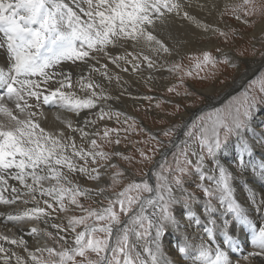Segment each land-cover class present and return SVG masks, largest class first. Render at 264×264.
<instances>
[{
	"label": "snow or ice",
	"instance_id": "obj_1",
	"mask_svg": "<svg viewBox=\"0 0 264 264\" xmlns=\"http://www.w3.org/2000/svg\"><path fill=\"white\" fill-rule=\"evenodd\" d=\"M191 2L0 0V206L31 205L0 212V222H35L27 235L51 241L30 251L23 235L0 234V264L13 258L15 264H264V121L255 122L264 113V71L219 106L192 90L186 81L207 79L200 75L204 69L239 66L218 43L181 54L179 45L186 41L164 35L170 21L181 20L195 24L204 39L228 44L227 31L190 15ZM225 12L249 24L247 17L264 15V5L240 0L226 4ZM185 59L191 66L185 68ZM145 70L166 71L174 77L167 93L206 99L205 107L158 132L115 109L112 102L127 97L149 101L146 111H151L156 97L133 96L118 74L143 79L152 92L155 77L144 76ZM162 102L173 106L166 114L171 117L183 107ZM45 107L74 114L75 125L61 120L64 127L46 129L40 120ZM141 134L147 139L132 142L144 145L136 147L139 159L119 149ZM105 144L116 147L106 152ZM165 147L172 164L169 153H161ZM157 153L161 160L150 175L113 191L129 176L117 158L148 165ZM104 176L110 183H101ZM189 179L202 198L185 188ZM237 180L247 206L236 197ZM86 201L97 206L87 207ZM193 204L201 206L199 214ZM76 211L80 214L63 222L61 213ZM5 244L22 247L27 260ZM245 249L250 250L245 254Z\"/></svg>",
	"mask_w": 264,
	"mask_h": 264
},
{
	"label": "rangeland",
	"instance_id": "obj_2",
	"mask_svg": "<svg viewBox=\"0 0 264 264\" xmlns=\"http://www.w3.org/2000/svg\"><path fill=\"white\" fill-rule=\"evenodd\" d=\"M239 2L240 1H237L233 4H238ZM262 5H264V0H255V6L257 8H260ZM246 19H248L250 21L249 24H247V25L244 23H241L240 21H237L232 16L231 12H226L225 17L223 18V20L226 21V23H228V27L225 30L227 32L229 31L228 45L231 46L233 51L236 53V58H238V60H240V62L242 61L241 63H243L245 70H243L242 73L237 74V72L234 71V67L224 65V64H219L214 69L206 68V69H204L203 72L200 73L201 76H207L208 77L207 79H205V80L196 79V80L186 81V83H188L192 86V90H194L196 93L202 95L205 98H206V96H204L202 94L203 89H206L210 86H218L219 90L215 91L216 96L218 98L215 100H212V102L214 104H216L217 106H219L223 102H226L231 97L237 96L239 93H241L244 90V88L246 86H248L250 80L255 78V76H257L260 73V71H264V31L262 32V34L257 36L258 38L252 36V33L255 32L257 26L262 21H264V15L257 13L256 15L247 17ZM233 30H234V32H233ZM246 33H248V34H246ZM203 41L206 42L207 40L203 39ZM220 42H223V41L221 40ZM246 45H248V46H246ZM239 48H242V49H239ZM247 59L252 60V62L257 60V62L255 64L251 65V64H249L251 62H248ZM185 60L183 62H185ZM184 65H185V68L191 66L189 61ZM250 70L254 71V72L251 73L250 76L246 77V75L248 74V71H250ZM164 72H166V71H163V70L157 71V73H164ZM213 72L215 73L214 76L211 75V73H213ZM244 77H246V78L243 80L244 84L242 85L241 89H239L238 91H235L236 87L234 85L237 82V79L242 80ZM172 79H174V77H171L169 74H167L161 80L160 83L162 84V82L165 83L164 82L165 80L171 81ZM224 86H229V87L227 88V91L224 92V94H222L221 91H222V88ZM232 86L234 89L230 90V88ZM145 89L148 91V88L146 86H145ZM179 91H181V93H183L184 89L181 88V89H179ZM145 94L152 95V96L156 97V99L151 101V105H152L151 111L150 112L146 111V109L149 108L150 102L145 100L143 104H141L140 106L136 107V109H134V114L131 117H135L138 122L143 123V125L145 127L152 130L153 132H158L161 128L166 127V126H168L174 122L175 123H182L181 117H183V114L185 112H187V110L193 109L192 113H195L199 109L205 107V105L207 103L206 99H199L195 96L189 97L187 99H185L183 97V95L181 97H176L174 94L167 93L166 89L163 91L158 90V89L157 90L153 89L152 92L148 91ZM169 99L172 100L173 103L180 102L183 105V107L181 108V112L178 113L175 117H171V116L166 115L167 113L174 111V108L171 104H166V103L162 102L164 100H169ZM158 102L160 103V107L156 108L155 105ZM50 111H52V112L53 111H59V109L51 108ZM154 113L160 114V116H158ZM72 115L74 116V114L68 113V120L72 121V117H73ZM191 115L192 114H190L184 120L189 119V117ZM69 116H71V118H69ZM42 119H43V116L40 117V120H42ZM259 119H264V113H262L260 116H258L256 118L255 122L257 125H259L261 123V121H263V120L259 121ZM61 120H63L62 117L60 118V121ZM109 127L118 128V127H121V125L113 123V125H111ZM121 135H123V133H121ZM97 139H98V143H99L100 142L99 138H97ZM144 139H147V137L144 136L143 134H141L139 136H132L129 138L128 141H123L119 145V148L126 155H132L136 159H139L138 153L136 152V147H144V145L141 144V145H135L134 146L132 142L136 141V140H144ZM161 139H164L167 142V138L161 137ZM115 147H116L115 145L105 144L103 146V150L106 152H111L114 150ZM161 151H162L161 153H163V152L169 153V155L167 156V161L169 164H172L173 163V157L170 154L171 150L165 147V148L161 149ZM161 153H157L154 163L148 164V165L137 164L135 162H133L132 164H129L128 162L120 160L117 158V163L120 164L122 167L127 168L128 171L130 170L131 173L134 175V177L128 176V179L124 180L121 185H117L113 191H119L120 188L123 187L124 184L128 183L132 179H135L137 181L143 179L144 173H148L150 175L151 174L150 170L154 167V165L156 163H158L161 160ZM237 181L239 182V180H237ZM237 181L234 182V187L236 188V197L240 203L245 204L247 206V203L242 198H240L241 197V193H240L241 191L237 189L238 188L237 187V183H238ZM104 182L110 183V180L108 179L107 176H104L101 178V183H104ZM82 183H86V185L90 186V187L95 186V182H91V181H88V182L82 181ZM153 183H154V181H153ZM250 186L253 187L254 191H256V192L260 191V189L258 187H256L255 185H250ZM185 188H187V190L189 192H192L196 196L202 198L203 194L195 188V184L192 183L191 179H189L185 183ZM237 192H238V195H237ZM108 194L111 195L112 192H109ZM175 194H177L176 196L182 195V193H180V192H175ZM145 195H147V194H145ZM213 203L215 204L216 201L214 200ZM85 204L87 207L95 208L97 206L96 203H94L93 201H86ZM105 204H106V202H105ZM193 209H195L197 211V213L199 214V212L201 210V206L199 204H193ZM79 214H80L79 211H76L74 213H72V212L61 213L60 215L63 217V222L67 223L68 216L79 215ZM57 222H60V221H57ZM27 224L30 226H36L35 222L27 223ZM17 225H21V224H15V225H13V227H15ZM190 233H191V230H190ZM165 242H166L165 243V250L167 251V241H165ZM31 243H36V246H38V247H43L46 243L49 246H51V241L46 236H39V237L33 238L29 242L30 246L32 247ZM248 250H250V249H245V254ZM168 255L172 259H176V257L173 255L172 252H168ZM186 263H187V261H177V264H186ZM241 264H247V262L242 261Z\"/></svg>",
	"mask_w": 264,
	"mask_h": 264
},
{
	"label": "bare ground",
	"instance_id": "obj_3",
	"mask_svg": "<svg viewBox=\"0 0 264 264\" xmlns=\"http://www.w3.org/2000/svg\"><path fill=\"white\" fill-rule=\"evenodd\" d=\"M237 1H240V0H192L191 6L187 10L189 11L190 15H192L193 17L196 18V20H199L202 23L214 24L217 27H220L223 30H226L228 27V23H226V21L223 20V18L225 17V14H226L225 5L226 4H233ZM199 4H204L205 8L203 10H201V8L198 6ZM213 4H215L217 7L213 8L212 7ZM222 12L224 13L223 17H221V15H220V13H222ZM263 31H264V21H262L257 26L255 32L252 33V36L257 37L260 34H262ZM169 33H171V35L173 37V41H186L185 43H182L179 45L181 54H183L185 51L196 52V50L200 47L210 46L211 44L218 43V44H220L221 47L224 48L225 51L229 52L231 57H234L233 63L239 66L238 70L236 67H234V71L237 72V74H238V73H242L243 70H245L243 63H241L242 61L240 62V60H238V58H236V53L233 51L231 46H229L228 44L227 45L223 44V42H220L221 40H217L216 38H213L211 41H209L207 39H206L207 40L206 42L203 41V39H204L203 34L201 33V31L199 29H197L195 27V24H193V23H189L188 21H181V20L170 21L169 26L164 29V35L167 36ZM228 33H229V31H228ZM246 34H248V33H246ZM173 41H169V43L172 44ZM246 46H248V45H246ZM239 49H242V48H239ZM112 51H114V50H112ZM247 60H248V62H251V63H249L251 65L255 64L257 62V60L253 61V62L250 59H247ZM162 62L163 61H158V63H162ZM187 62H188V60L186 59L185 62H183V63L186 64ZM66 67L70 68L74 72L77 71L75 66L68 65ZM253 72L254 71H251V70L248 71V74L246 75V77L250 76V74ZM150 73H151V75H153L155 77V79L152 81V83L154 85V89H156V90L158 89L161 91L165 90L166 89L165 86L170 82V80H165L164 81L165 83L162 82V84L160 82L169 73H167V72L157 73V71L145 70L144 76H148ZM118 74L120 76H122L123 80H126L128 82V91L131 92L133 96L144 95L146 92H148L145 89V83H144L143 79H138L137 76H129L127 73H119L118 72ZM246 77H244L242 80L237 79V82L234 85L236 87L235 91H238L239 89H241L242 85L244 84L243 80ZM97 79H100V78L97 77ZM228 87L229 86H224L222 88V91H221L222 94H224V92L227 91ZM231 89H234L233 86L230 88V90ZM217 90H219L218 86H210L206 89H203L202 94L204 96H206V98H211L212 100H215L218 98L216 96V93H215V91H217ZM112 92H113V94H117V92H118V89L115 88L114 83H113ZM144 101L145 100L133 101L131 99H128L127 97H124V98H122V100L120 102L113 101L112 103H113V107L115 109H118L122 112H125L129 116H132L134 114V109H136V107L143 104ZM192 110L193 109L187 110V112H185L183 114V117H181L182 120H184L190 114H192V112H193ZM41 111L43 112V115H42L43 119L41 120V124L46 129L55 130V129L64 127V125L61 124V122H60L61 117L63 120H68V113L67 112H64L61 110L52 112V111H50V109L48 107L43 108ZM154 114L160 116V114H157V113H154ZM57 117H59V119ZM69 118H71V116H69ZM261 120L264 121V119H259V121H261ZM76 121H77V117H75V115H74L72 117V122L74 125H75ZM106 123H108V125L111 126V125H113L114 122L106 121ZM77 143H79V139H77ZM129 176L134 177V175L131 173V171L129 172ZM10 183L13 185H16V181H10ZM237 187H238L237 189L241 191L240 192L241 193L240 198H242L245 202H247V193L241 187L239 182L237 183ZM175 195H177V194H175ZM237 195H238V192H237ZM28 206H31V205H28ZM28 206L21 205L20 208H17L15 205L0 206V212L21 211L24 207H28ZM0 221H2V217H0ZM39 226L44 227L43 224H41ZM30 227H32V226L28 225L27 223H23L21 225H17L15 227H13L12 222H9L7 225L0 222V234L7 235L11 238H16L20 235H23L24 239L27 241V246H28L29 250L34 251L38 246H36V243H31L32 247L29 244V242L33 239V237L27 235V232L30 230ZM21 229H23V231H21ZM0 243H2V242H0ZM5 247L10 249L11 251H15L17 253V255H19V256L23 257L25 260H27L28 254L23 251L22 247H17L15 245H7V244H5ZM11 264H15V258L12 259ZM186 264H188V262Z\"/></svg>",
	"mask_w": 264,
	"mask_h": 264
}]
</instances>
